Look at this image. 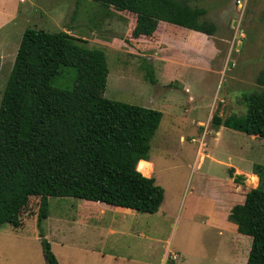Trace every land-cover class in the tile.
Instances as JSON below:
<instances>
[{
    "label": "rangeland",
    "instance_id": "374dc122",
    "mask_svg": "<svg viewBox=\"0 0 264 264\" xmlns=\"http://www.w3.org/2000/svg\"><path fill=\"white\" fill-rule=\"evenodd\" d=\"M77 1L1 0L22 19L15 36L22 40L28 29H70L72 36L90 40L89 48L106 53L105 98L163 113L151 142L155 168L149 178L165 190V199L156 214L101 219L86 218L85 200L50 199L42 228L57 259L62 264H246L252 239L235 232L229 214L258 186L254 168L264 166V140L217 128L212 120L215 114L222 119L247 114L246 98L264 89V0H189L206 9L207 20L217 26L214 36L169 26L160 45H130L131 55L125 52L127 20L109 16L103 34L106 26L93 14L101 6ZM17 52V44L0 42V105ZM147 53L155 59L143 57ZM76 74L63 69L56 86L73 88ZM232 166L246 173L243 184L230 178ZM39 206L40 198L30 200L20 229L0 227V264H47L37 227ZM96 221L98 228L92 227ZM102 252L114 257L103 259Z\"/></svg>",
    "mask_w": 264,
    "mask_h": 264
},
{
    "label": "trees",
    "instance_id": "16d2710c",
    "mask_svg": "<svg viewBox=\"0 0 264 264\" xmlns=\"http://www.w3.org/2000/svg\"><path fill=\"white\" fill-rule=\"evenodd\" d=\"M91 1L113 7L131 22L127 42L156 39L164 23L217 33L206 9L189 0ZM69 32L25 31L0 105V227L20 229L30 200L40 198L37 227L47 264H60L42 228L50 199L76 198L147 214H156L165 199L156 180L138 170L139 162L150 161L163 113L105 98L106 53ZM63 69L76 71L73 88L56 86ZM148 74L155 85L154 70ZM246 101L247 114L227 119L215 114L212 123L264 140V89ZM254 175L257 188L232 208L229 221L252 239L246 264H264V166L255 165ZM230 177L237 184L245 180L234 169Z\"/></svg>",
    "mask_w": 264,
    "mask_h": 264
},
{
    "label": "crops",
    "instance_id": "0c3cea01",
    "mask_svg": "<svg viewBox=\"0 0 264 264\" xmlns=\"http://www.w3.org/2000/svg\"><path fill=\"white\" fill-rule=\"evenodd\" d=\"M27 0H21L22 3H25ZM97 3V2H96ZM101 7H100V12H96L93 13L98 16H100V20H102V23L100 24V26H106L105 27V30L101 32H104L103 34H106L105 32L108 31V25H109V22L106 21V18H108L109 16H115L117 15V17L119 16L118 14L114 13V11L116 9H114L113 7H110V6H106V5H103L101 3H98ZM91 14V13H90ZM88 15L89 17V21H90V18H91V15ZM30 11H27L26 12V18L30 20ZM120 17V16H119ZM121 19V17H120ZM22 21L21 17H19V15H17V12L16 10H5L3 7H2V2L0 0V42L3 43V45H8V46H12L17 44V47H18V50H19V46H20V43H21V37L18 36V34L15 36L14 33V27L20 22ZM93 24V23H92ZM96 26L99 24V19L97 22H95ZM94 26V24H93ZM130 26H132L131 22L130 21H127V30L124 34V41H125V44H128L127 46L129 47V50L125 51L127 52V54L131 55L134 51V48L133 50L131 49L130 45H136L138 44V41H129L127 42V36L130 35L131 33V29H130ZM171 26V27H174V28H178L180 30H187V29H184V28H181V27H178V26H174V25H171V24H162L161 27L159 28V33L161 34L159 37H157L156 39H152L150 41H148L147 44L151 45V43H154V45H160L162 43V41L164 40V38L166 37V33L167 31L169 30L168 27ZM94 28V27H93ZM99 29V28H98ZM187 31H190V30H187ZM110 33H113V32H110ZM110 33H107V34H110ZM93 36L95 35V33H92ZM92 36V37H93ZM16 37V38H15ZM75 37V36H74ZM15 38V42H13ZM80 39H83L85 41H87V44H89L91 41L90 40H87L85 38H80ZM161 39V41H160ZM159 40V41H157ZM140 43V42H139ZM146 44V43H144ZM18 53V52H17ZM146 57L148 60H154V56L153 55H149V53L143 55V57ZM150 56V57H149ZM16 59V58H15ZM14 59V60H15ZM14 63V62H13ZM220 128H223V127H220ZM220 130V129H219ZM218 130V131H219ZM217 131V132H218ZM222 132L219 131L218 132V135H222L221 134ZM217 135V136H218ZM255 140L259 139V137L257 136H252ZM219 139V138H217ZM144 162V161H143ZM145 162H149V163H153L152 161H145ZM232 168L235 171V174H239V175H243L244 177L246 176L243 171L239 170L238 168H235L234 166H232ZM152 176V175H151ZM146 177H150V176H146ZM231 178V177H230ZM246 178V177H245ZM85 214H86V218L88 219H93V217L96 215L99 219H101L102 217L104 216H107V214H110V215H122V216H131L133 215L135 212L137 211H134V210H131V209H127V208H121V207H116V206H112V205H108V204H103V203H94V202H88V201H85ZM138 213V212H137ZM141 213V212H139ZM234 228H235V232H237V227L235 225H232ZM92 227L94 228H98L99 227V222L96 221L95 225H92ZM227 229V227H226ZM109 231V229H108ZM229 233V232H228ZM232 238H234V236L231 234ZM248 237V236H247ZM246 237V238H247ZM229 238H231L229 236ZM235 240V239H233ZM241 242H248L246 241L245 239H241L240 240ZM251 245L252 243H250L249 245V250H248V255H249V251H250V248H251ZM238 247H239V252H242V246L241 244L238 243ZM239 255V254H238ZM248 255H247V259H248ZM100 256L103 258V259H106V258H113L114 256L112 254H109V253H103L100 254ZM240 258V257H239ZM178 259V258H177ZM176 259V260H177ZM241 259V258H240ZM175 260V259H173ZM247 263V261H246ZM60 264H62L60 262Z\"/></svg>",
    "mask_w": 264,
    "mask_h": 264
},
{
    "label": "bare ground",
    "instance_id": "6f19581e",
    "mask_svg": "<svg viewBox=\"0 0 264 264\" xmlns=\"http://www.w3.org/2000/svg\"><path fill=\"white\" fill-rule=\"evenodd\" d=\"M154 164L149 162H139L138 170L145 176H151L154 172Z\"/></svg>",
    "mask_w": 264,
    "mask_h": 264
},
{
    "label": "built area",
    "instance_id": "2783aa9c",
    "mask_svg": "<svg viewBox=\"0 0 264 264\" xmlns=\"http://www.w3.org/2000/svg\"><path fill=\"white\" fill-rule=\"evenodd\" d=\"M174 259L176 260V259H177V257L175 256V257H174Z\"/></svg>",
    "mask_w": 264,
    "mask_h": 264
}]
</instances>
